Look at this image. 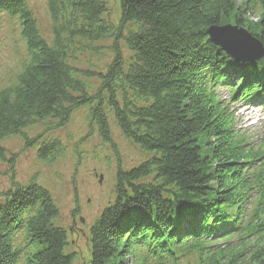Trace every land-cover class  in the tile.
Wrapping results in <instances>:
<instances>
[{"label": "trees", "instance_id": "1", "mask_svg": "<svg viewBox=\"0 0 264 264\" xmlns=\"http://www.w3.org/2000/svg\"><path fill=\"white\" fill-rule=\"evenodd\" d=\"M29 1L0 0L26 50L0 86V160L13 165L2 146L13 136L41 141L42 162L60 158V142L43 133L83 107L103 142L111 120L146 155L117 168L114 201L89 227L84 264H264V132L252 144L231 107L264 104V55L236 61L205 33L242 26L264 48V0H45L48 41ZM101 42L110 62L80 68L79 55ZM36 126L43 130L27 137ZM29 181L0 194V264H74L50 192Z\"/></svg>", "mask_w": 264, "mask_h": 264}, {"label": "rangeland", "instance_id": "2", "mask_svg": "<svg viewBox=\"0 0 264 264\" xmlns=\"http://www.w3.org/2000/svg\"><path fill=\"white\" fill-rule=\"evenodd\" d=\"M242 4L245 0H235ZM28 6L37 22L41 36L50 39V21L45 0H32ZM110 12L117 13L116 3L110 2ZM256 12V11H255ZM255 20V13H248ZM5 16L0 13V86L13 81L26 50L16 32L8 29ZM11 34H10V33ZM97 52L79 55L78 65L83 70L103 68L112 58L107 42L98 44ZM221 97L227 99L228 90L219 89ZM236 110V125L246 130L252 144H256L264 132V104H233ZM42 126L25 130L27 137L38 135ZM57 138L63 147L60 158L51 163L42 162L37 157V147L26 144L18 136L2 142L6 159L0 160V194L10 188L13 182L24 185L29 180L47 189L58 210L54 221L65 229L70 243L69 251L75 254L74 264L88 261L87 242L89 227L99 217L102 210L114 201V184L117 168L130 169L144 161L146 155L133 145L109 120L110 143L103 142L95 126L89 127L86 107L76 110L68 122L51 135L43 133L42 138ZM1 202V199H0Z\"/></svg>", "mask_w": 264, "mask_h": 264}, {"label": "water", "instance_id": "3", "mask_svg": "<svg viewBox=\"0 0 264 264\" xmlns=\"http://www.w3.org/2000/svg\"><path fill=\"white\" fill-rule=\"evenodd\" d=\"M205 33L211 42L236 61L251 62L264 55L261 42L242 26L213 25Z\"/></svg>", "mask_w": 264, "mask_h": 264}]
</instances>
